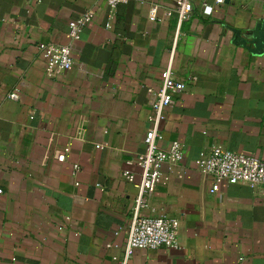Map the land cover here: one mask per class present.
<instances>
[{
  "label": "crops",
  "instance_id": "obj_1",
  "mask_svg": "<svg viewBox=\"0 0 264 264\" xmlns=\"http://www.w3.org/2000/svg\"><path fill=\"white\" fill-rule=\"evenodd\" d=\"M176 1L128 0L106 28L104 0H0V264L122 256L140 180L127 162L144 152L148 89L168 67L192 77L159 125V148L178 141L182 159L163 164L169 180L140 213L175 218L178 247L134 249L128 264H264V194L224 182L211 192L195 165L216 145L264 159V51L240 42L264 20V0H193L181 23ZM38 44L70 45L72 65L49 76Z\"/></svg>",
  "mask_w": 264,
  "mask_h": 264
},
{
  "label": "built area",
  "instance_id": "obj_2",
  "mask_svg": "<svg viewBox=\"0 0 264 264\" xmlns=\"http://www.w3.org/2000/svg\"><path fill=\"white\" fill-rule=\"evenodd\" d=\"M128 0H104L108 8V21L106 28H110V21L119 5L127 3ZM229 0H214L216 4H223ZM193 11V0H177L176 12L178 22L187 20ZM202 12L209 14L210 6L202 3ZM92 12L86 11L68 24L67 34L71 39L79 36L82 28L91 20ZM151 20L154 16H149ZM38 55L45 64L49 76H56L66 71L73 63L70 45L38 44ZM192 77L177 79L168 67L163 75L162 81L156 90L148 89L150 93L149 106L151 113L147 121L148 127L144 133L143 141L145 149L143 154L134 160H129L128 166L133 164L140 169V180L135 184L137 194L130 224L126 229V238L123 254L119 258L113 256L114 264H128V259L134 249H156L159 247L176 248L178 221L164 215L144 216L140 212L146 207L149 196L158 184L166 183L169 176L162 172L165 163H177L182 159V147L180 142L174 141L169 148H159L158 142L162 139L159 125L164 116L165 108L168 107L173 96L186 88L187 82ZM11 99L18 97L15 91L7 95ZM63 160L62 155L57 156ZM197 169L205 175H211L215 183L211 192L218 189V182L227 184L243 183L251 187L257 186L264 194V159L256 156L234 153L216 145L206 153H200L195 159ZM74 168L77 169L76 165ZM123 177L128 182L133 181L130 169L123 171ZM1 192V189H0Z\"/></svg>",
  "mask_w": 264,
  "mask_h": 264
},
{
  "label": "water",
  "instance_id": "obj_3",
  "mask_svg": "<svg viewBox=\"0 0 264 264\" xmlns=\"http://www.w3.org/2000/svg\"><path fill=\"white\" fill-rule=\"evenodd\" d=\"M239 36V32L236 29H232ZM240 42L246 46L252 53H261L264 51V20H260L255 26L250 29L244 38L240 39Z\"/></svg>",
  "mask_w": 264,
  "mask_h": 264
}]
</instances>
